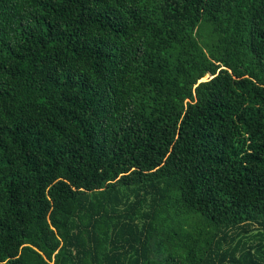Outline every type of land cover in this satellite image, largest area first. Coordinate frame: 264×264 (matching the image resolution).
Segmentation results:
<instances>
[{
    "label": "trees",
    "instance_id": "1",
    "mask_svg": "<svg viewBox=\"0 0 264 264\" xmlns=\"http://www.w3.org/2000/svg\"><path fill=\"white\" fill-rule=\"evenodd\" d=\"M0 264H264V0H0Z\"/></svg>",
    "mask_w": 264,
    "mask_h": 264
}]
</instances>
